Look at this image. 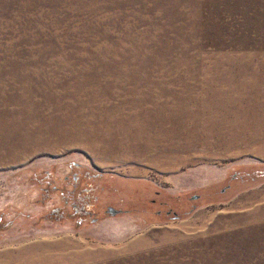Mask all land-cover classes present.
<instances>
[{
  "label": "rangeland",
  "instance_id": "1",
  "mask_svg": "<svg viewBox=\"0 0 264 264\" xmlns=\"http://www.w3.org/2000/svg\"><path fill=\"white\" fill-rule=\"evenodd\" d=\"M264 0H0V264H264Z\"/></svg>",
  "mask_w": 264,
  "mask_h": 264
},
{
  "label": "bare ground",
  "instance_id": "2",
  "mask_svg": "<svg viewBox=\"0 0 264 264\" xmlns=\"http://www.w3.org/2000/svg\"><path fill=\"white\" fill-rule=\"evenodd\" d=\"M261 152H264V150H263V151H261Z\"/></svg>",
  "mask_w": 264,
  "mask_h": 264
}]
</instances>
